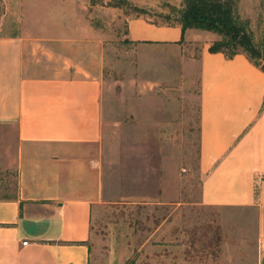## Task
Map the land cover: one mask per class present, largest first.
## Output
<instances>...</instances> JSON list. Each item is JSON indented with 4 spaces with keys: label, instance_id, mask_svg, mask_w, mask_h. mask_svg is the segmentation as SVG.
Listing matches in <instances>:
<instances>
[{
    "label": "crops",
    "instance_id": "crops-1",
    "mask_svg": "<svg viewBox=\"0 0 264 264\" xmlns=\"http://www.w3.org/2000/svg\"><path fill=\"white\" fill-rule=\"evenodd\" d=\"M49 31L0 37V264H98L90 241L100 171L75 152L100 147L104 52L90 56L85 39L75 48ZM127 38L201 42L199 204L254 208L255 264H264V71L243 53L210 52L216 35L200 29L135 17Z\"/></svg>",
    "mask_w": 264,
    "mask_h": 264
},
{
    "label": "rangeland",
    "instance_id": "rangeland-1",
    "mask_svg": "<svg viewBox=\"0 0 264 264\" xmlns=\"http://www.w3.org/2000/svg\"><path fill=\"white\" fill-rule=\"evenodd\" d=\"M234 3L264 54V0ZM183 8V0H0V37L48 28L75 48L85 39L90 56L103 48L102 140L96 153L75 152L100 171L90 241L98 264H255V209L199 204L201 42L127 38L129 19L168 26ZM33 13L40 19L25 23ZM201 30L216 35L211 45L222 39Z\"/></svg>",
    "mask_w": 264,
    "mask_h": 264
},
{
    "label": "trees",
    "instance_id": "trees-1",
    "mask_svg": "<svg viewBox=\"0 0 264 264\" xmlns=\"http://www.w3.org/2000/svg\"><path fill=\"white\" fill-rule=\"evenodd\" d=\"M183 4L181 12L169 18L172 23L168 26H180L182 33L187 29L213 31L222 39L210 45V52H221L227 58L243 53L264 71V65L257 63V59L264 62V54L253 43L245 25L238 22L234 0H183Z\"/></svg>",
    "mask_w": 264,
    "mask_h": 264
},
{
    "label": "built area",
    "instance_id": "built-area-1",
    "mask_svg": "<svg viewBox=\"0 0 264 264\" xmlns=\"http://www.w3.org/2000/svg\"><path fill=\"white\" fill-rule=\"evenodd\" d=\"M27 242H23V245L26 244Z\"/></svg>",
    "mask_w": 264,
    "mask_h": 264
}]
</instances>
